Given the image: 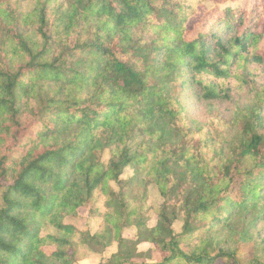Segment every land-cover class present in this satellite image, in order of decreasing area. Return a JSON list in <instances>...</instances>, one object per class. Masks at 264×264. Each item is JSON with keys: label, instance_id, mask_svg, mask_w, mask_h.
<instances>
[{"label": "trees", "instance_id": "1", "mask_svg": "<svg viewBox=\"0 0 264 264\" xmlns=\"http://www.w3.org/2000/svg\"><path fill=\"white\" fill-rule=\"evenodd\" d=\"M208 1L0 0V264H75L113 243L104 264H240L212 232L264 220V79L250 69L264 66V0H224L186 38ZM235 93L228 116L213 107ZM129 167L159 207L134 204ZM80 209L101 219L94 233L70 222Z\"/></svg>", "mask_w": 264, "mask_h": 264}, {"label": "rangeland", "instance_id": "2", "mask_svg": "<svg viewBox=\"0 0 264 264\" xmlns=\"http://www.w3.org/2000/svg\"><path fill=\"white\" fill-rule=\"evenodd\" d=\"M224 0H210L206 3V9L200 8L198 13L191 18L187 25V30L185 32L186 38L194 37L198 32L202 31L210 20L216 15L217 7L223 4ZM237 4L241 7H246L248 5V0H236ZM260 49H264L263 42L260 44ZM250 69L254 70L258 76V81L264 79V66L256 67L251 66ZM237 93L233 95V102H219L213 103V107L216 108L223 116H228L236 103L244 102V95L239 96ZM183 103L186 111L191 118V120L199 123H207V104L204 102H199L193 97V94L186 93L183 98ZM108 154L105 153L102 161L106 162ZM123 180L128 181L133 178H137L138 182L134 184V193L137 196L135 198L134 204L138 205L142 196L146 195L148 197V204L157 208L161 204V200L154 185L149 184L141 176L138 171H134L132 168H127L122 177ZM111 186L117 190L114 184ZM80 220H72L71 223L75 224L80 229L89 227L91 233H94L101 223L100 218L90 219L88 222L87 211L85 209H80L78 212ZM142 218L146 221L148 226H153L156 222V217L154 215L148 217V215H141L139 219ZM252 215L245 216H235L230 219L227 224L218 225L213 227V234L216 237V243L219 247L234 251L236 258L240 264H251L253 261H258L264 263V220H259L253 226H250V221ZM177 228V226H175ZM244 232L245 240L239 239V234ZM46 233L52 234L51 230H47ZM122 237L128 240H137V232L134 226L130 228L123 229ZM152 245L148 243L139 244L137 246V252L145 253L147 250L152 249ZM117 244L113 243L109 248L100 251L97 248H87L82 250L76 259L75 264H104V262L116 252ZM213 255V254H212ZM164 255L160 252H153L149 258L145 259H133L132 263H155L162 260ZM215 264H223L218 260Z\"/></svg>", "mask_w": 264, "mask_h": 264}]
</instances>
